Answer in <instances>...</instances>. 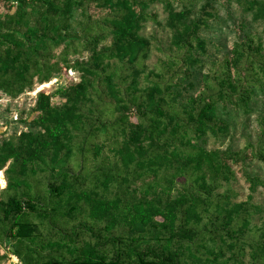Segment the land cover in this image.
I'll use <instances>...</instances> for the list:
<instances>
[{"label":"trees","instance_id":"1","mask_svg":"<svg viewBox=\"0 0 264 264\" xmlns=\"http://www.w3.org/2000/svg\"><path fill=\"white\" fill-rule=\"evenodd\" d=\"M198 1L0 0V98L49 83L0 143V244L21 264H264L259 208L219 192L236 174L264 190L244 170L264 163V116L255 143L205 148L229 134L218 105L249 113L264 88V40L207 66L200 32L218 12ZM237 3L264 22V0ZM154 4L171 38L147 69Z\"/></svg>","mask_w":264,"mask_h":264},{"label":"rangeland","instance_id":"2","mask_svg":"<svg viewBox=\"0 0 264 264\" xmlns=\"http://www.w3.org/2000/svg\"><path fill=\"white\" fill-rule=\"evenodd\" d=\"M202 0L198 1L193 12H197ZM214 9L218 12L217 20L210 22L207 29H203L201 37L206 41V62L210 63L219 60L229 52L230 47L238 40L243 39L246 35L260 38L264 40V22L261 20H253L251 13H246L237 3V0H210ZM260 1V0H258ZM178 4L174 3V7L178 9ZM74 16L79 18V12L75 8L72 10ZM149 12L156 16V23L147 22L142 26L140 35L150 40L151 47L148 58L146 60L147 69H152L157 61L162 58L161 49L170 47V31L165 25L166 12H164L160 4L151 5ZM75 28V23H73ZM69 75L75 78V74L69 71ZM141 85H144L145 78L141 77ZM63 85V80L56 78L51 83ZM49 92V83L42 85H33L32 90L20 95L19 98L7 101L5 96L0 98V143L10 139L13 135L14 128L17 132L24 130V123L14 124L17 118L29 121L31 119L30 107L33 105L35 95L38 91ZM218 105V117L228 123L229 134L223 138L206 137V149H229L231 151L241 150L247 142L255 143L258 136V119L264 116V88L252 99L250 104V112L242 113L231 109L221 110ZM235 171L237 168H234ZM244 170L251 176H260L264 178V163L252 162L245 165ZM3 173V171H2ZM227 188H231L236 193L233 202L247 200L250 196L251 203L259 208V213L253 217V223L262 226L264 222V190L258 188L251 193L243 178L236 174V179L229 185L225 184L219 190L222 192ZM1 189V188H0ZM176 191L174 192V194ZM9 241L5 240L0 244V264H21L19 260L11 255ZM7 245V246H6ZM11 253H10V252ZM244 264H250L248 258L244 259Z\"/></svg>","mask_w":264,"mask_h":264},{"label":"bare ground","instance_id":"3","mask_svg":"<svg viewBox=\"0 0 264 264\" xmlns=\"http://www.w3.org/2000/svg\"><path fill=\"white\" fill-rule=\"evenodd\" d=\"M53 91H55V90H53ZM61 92V91H60ZM36 105V104H35ZM10 142V141H9ZM0 187H2V188H4L5 187V182H4V180H3V178H2V172H0Z\"/></svg>","mask_w":264,"mask_h":264},{"label":"built area","instance_id":"4","mask_svg":"<svg viewBox=\"0 0 264 264\" xmlns=\"http://www.w3.org/2000/svg\"><path fill=\"white\" fill-rule=\"evenodd\" d=\"M0 172H2V171H0ZM2 178H3V180H4V182H5V179H4V175H3V173H2ZM5 185H6V182H5ZM1 189H3L2 187H0ZM5 188V187H4Z\"/></svg>","mask_w":264,"mask_h":264}]
</instances>
